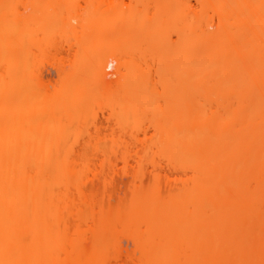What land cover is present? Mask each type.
I'll use <instances>...</instances> for the list:
<instances>
[{"label": "bare ground", "instance_id": "6f19581e", "mask_svg": "<svg viewBox=\"0 0 264 264\" xmlns=\"http://www.w3.org/2000/svg\"><path fill=\"white\" fill-rule=\"evenodd\" d=\"M0 264H264V0H0Z\"/></svg>", "mask_w": 264, "mask_h": 264}, {"label": "rangeland", "instance_id": "374dc122", "mask_svg": "<svg viewBox=\"0 0 264 264\" xmlns=\"http://www.w3.org/2000/svg\"><path fill=\"white\" fill-rule=\"evenodd\" d=\"M157 1H158V0H157ZM71 21H72V23H75L74 20H71ZM167 35H168V38H169V37H174V36H173V33H168ZM156 52H157V54L160 52V43L157 44ZM113 76H114V75H113ZM97 113H98L97 115L99 116V117H97V118H99V120L101 119L100 121H102V123H103L104 126H105L106 124L104 123L103 116H102L101 112H100V111H97ZM103 124H102V125H103Z\"/></svg>", "mask_w": 264, "mask_h": 264}]
</instances>
